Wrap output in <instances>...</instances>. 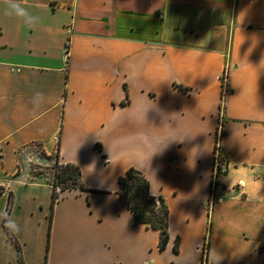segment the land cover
I'll return each mask as SVG.
<instances>
[{"label":"crops","instance_id":"obj_1","mask_svg":"<svg viewBox=\"0 0 264 264\" xmlns=\"http://www.w3.org/2000/svg\"><path fill=\"white\" fill-rule=\"evenodd\" d=\"M20 3L34 25L0 0V211L11 193L22 264H202L205 242L207 264H264V0ZM31 143L81 171L52 211L51 170L18 157ZM129 167L168 206L163 250L117 193ZM0 264H21L2 220Z\"/></svg>","mask_w":264,"mask_h":264},{"label":"trees","instance_id":"obj_2","mask_svg":"<svg viewBox=\"0 0 264 264\" xmlns=\"http://www.w3.org/2000/svg\"><path fill=\"white\" fill-rule=\"evenodd\" d=\"M96 148H99V145H96ZM51 185V211L61 191L72 188H85L81 181V171L78 165L69 162H59L58 152L54 158ZM2 191L3 187L1 186L0 193ZM117 193L132 212L136 223L144 224L147 228H154L159 231L158 249L163 250L169 238V209L165 199L161 195L151 193L150 183L146 175L134 167H129L118 178ZM12 200V194L9 193V200L6 206L8 214L11 210ZM5 229L16 246L18 258L22 264L20 244L8 229ZM179 241L180 238L177 236L173 246L174 252H178L179 250ZM207 251L208 243L205 242L202 250V264H207Z\"/></svg>","mask_w":264,"mask_h":264},{"label":"clouds","instance_id":"obj_3","mask_svg":"<svg viewBox=\"0 0 264 264\" xmlns=\"http://www.w3.org/2000/svg\"><path fill=\"white\" fill-rule=\"evenodd\" d=\"M7 9L6 12L8 15H13L20 18L26 25H34L38 18L32 15L27 8H25L20 0H6ZM43 99V94L40 92H35L33 96L34 105L38 106V101ZM0 220L4 222V227L8 229L11 233L19 232V225L16 221L9 216L6 210L0 211Z\"/></svg>","mask_w":264,"mask_h":264},{"label":"built area","instance_id":"obj_4","mask_svg":"<svg viewBox=\"0 0 264 264\" xmlns=\"http://www.w3.org/2000/svg\"><path fill=\"white\" fill-rule=\"evenodd\" d=\"M66 62V59H65ZM227 75V71L223 72L222 78L225 79ZM222 133L221 126L216 129L215 132V147H214V158H213V166H212V179L210 186V194L207 202V207L210 209L212 204L216 202L218 198H220L216 193V188L220 185V177L228 172L229 166L224 160L221 151H220V135ZM242 185L239 183L234 188L237 193L240 192Z\"/></svg>","mask_w":264,"mask_h":264},{"label":"rangeland","instance_id":"obj_5","mask_svg":"<svg viewBox=\"0 0 264 264\" xmlns=\"http://www.w3.org/2000/svg\"><path fill=\"white\" fill-rule=\"evenodd\" d=\"M56 150H54V152L47 156L44 153V150H42L40 144L38 143H31V144H27L24 147H22L19 150L18 153V157L20 159V162H22V164H25L26 166H28L31 171L34 172H48L51 173L53 172V164H54V158L56 156ZM42 157L44 160H49V164L48 166H45L43 164L38 163V159ZM49 158V159H47ZM208 206V205H206Z\"/></svg>","mask_w":264,"mask_h":264}]
</instances>
